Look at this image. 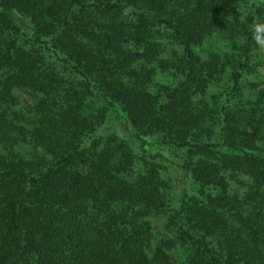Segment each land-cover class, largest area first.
<instances>
[{
	"label": "trees",
	"instance_id": "obj_1",
	"mask_svg": "<svg viewBox=\"0 0 264 264\" xmlns=\"http://www.w3.org/2000/svg\"><path fill=\"white\" fill-rule=\"evenodd\" d=\"M262 23L264 0H0V264H264Z\"/></svg>",
	"mask_w": 264,
	"mask_h": 264
},
{
	"label": "rangeland",
	"instance_id": "obj_2",
	"mask_svg": "<svg viewBox=\"0 0 264 264\" xmlns=\"http://www.w3.org/2000/svg\"><path fill=\"white\" fill-rule=\"evenodd\" d=\"M263 72H264V69H263ZM15 92L19 98V101H20V103L16 106V108H20L23 105H25V103H28L32 100V97L29 95V93L27 91L16 90ZM108 128L109 127H107L106 129H108ZM119 128H120V126L118 125L116 127V129H119ZM164 153L168 158H170L172 160H177V158L174 157V155H173V153H171V151L164 150ZM168 166L169 167L167 170L170 172V175H171L172 179L174 180V184H176L175 190L177 191L180 189V183H181L180 174L177 170H174L172 167H170V165H168ZM234 180H235V182H233V186L238 185V183L240 181H244L246 179L243 178L241 175H237V177H234Z\"/></svg>",
	"mask_w": 264,
	"mask_h": 264
},
{
	"label": "clouds",
	"instance_id": "obj_3",
	"mask_svg": "<svg viewBox=\"0 0 264 264\" xmlns=\"http://www.w3.org/2000/svg\"><path fill=\"white\" fill-rule=\"evenodd\" d=\"M255 31H256V33L259 35V34H261V33H264V23H262V24H257L256 26H255Z\"/></svg>",
	"mask_w": 264,
	"mask_h": 264
}]
</instances>
